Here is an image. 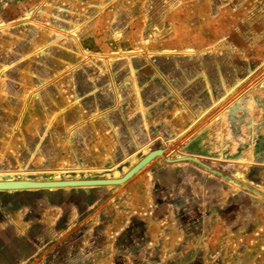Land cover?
Segmentation results:
<instances>
[{
	"label": "rangeland",
	"instance_id": "1",
	"mask_svg": "<svg viewBox=\"0 0 264 264\" xmlns=\"http://www.w3.org/2000/svg\"><path fill=\"white\" fill-rule=\"evenodd\" d=\"M167 60L176 78L184 77V70L189 77H200L201 62L214 67L218 60L229 77L225 91L240 80L239 96H247V90L263 93L264 80L252 85L264 76V0H0V172H7L0 179L51 181L55 171L64 180L124 175L145 155L140 151L144 144H105L109 134L100 126L96 131L90 127L94 137H84L82 131L102 122L105 112L88 115L83 96L94 92L91 83L97 79L118 74L133 82L142 75L141 66L152 70ZM79 84L86 90L80 91ZM126 87L134 90L131 84ZM246 104L253 113L249 118L257 122L254 133L243 121L233 128L224 115L223 128L220 120L206 127L208 144H198L197 138L196 144H149L151 150L168 152V158L196 157L238 182L190 160L156 158L122 183L88 188L103 201L113 194L125 196L115 203L126 222L132 214L154 217L147 242L129 248L124 264H264V196L240 184L264 194V144L248 143L250 135L256 140L264 136V114L252 101ZM189 120L186 115L182 127ZM170 164L185 165L189 169L183 174L198 178L201 173L205 179L200 182L204 196H188L177 206L181 210L195 204L202 210L200 220L174 212L171 219L155 218L148 196L151 173ZM22 170L28 174L17 173ZM171 171L176 176L181 172ZM190 183L187 179L184 186ZM193 183L199 189V182ZM57 189L72 191L76 199H93L92 192L82 191L86 189ZM140 205L144 213L137 210ZM124 223H103L96 235L114 239ZM74 227L69 222L62 236L91 233L87 226ZM103 251L97 246V253Z\"/></svg>",
	"mask_w": 264,
	"mask_h": 264
},
{
	"label": "crops",
	"instance_id": "2",
	"mask_svg": "<svg viewBox=\"0 0 264 264\" xmlns=\"http://www.w3.org/2000/svg\"><path fill=\"white\" fill-rule=\"evenodd\" d=\"M203 51L205 50L199 52ZM200 66L204 69L203 75L197 78L187 76L185 70L184 77L171 76V60H167L152 66V70L141 66L142 75L133 78V82L125 81L118 74L116 77L103 78L99 82L97 79L91 83V86H95L92 94H81L84 97L83 108L88 115H98L101 112L105 114L102 122H94L87 130L82 131L84 137H94L96 132L93 134L90 127L93 126L96 131L100 126L104 127V134H109L105 144H112L113 141L125 145L144 144L140 151L146 146L151 151L149 144H196L193 140L196 138L199 139L198 144H208L209 141L203 139L206 127L220 120L218 125L223 128L221 118L224 115L228 116L233 128L243 121L247 131L254 133L257 122L249 118L253 117V113L248 112L246 102L252 101L254 109L257 104L264 114V90L259 94L247 90V96L241 97L240 92L235 91L240 80L236 81V86L232 85L225 91V82L229 77L224 76L222 62L216 60L214 67L208 62H201ZM152 72L158 76L152 75ZM263 80L264 76L258 78L252 87ZM129 84L134 86V93L132 88L130 91L127 89ZM89 85L88 83V88ZM79 88L80 91L86 90L85 84H79ZM173 111L174 118L171 119ZM186 115L191 120L186 127H182ZM204 117H208L206 121L192 130L197 121ZM173 125L178 133L173 132ZM197 133L199 134L196 135ZM176 138L180 140L177 142ZM248 143L264 144V136L257 137L256 140L250 135ZM162 152L168 158V152ZM260 156L264 157L263 154ZM156 158L164 157L155 156L145 166ZM179 165L181 164H170L152 171L153 183L148 196L153 203V214L155 218L165 216L171 219V212L183 213L200 220L202 210L195 204L185 205L181 210L177 206L184 203L183 199L188 196H204L202 191L205 185L200 182L205 179L198 172V178L193 174H183L182 170L187 171L189 167ZM171 169L181 172L176 176L171 174ZM187 179H191L188 188L184 186ZM194 181L199 182V189L192 188ZM171 183L174 186L172 188ZM79 189L75 190L81 192ZM126 190L127 193L132 191L128 188ZM82 191L92 192L93 199H76V195L71 194L72 191L57 188L0 191V264H124L129 248H140L139 246L147 242L149 233L154 229V217L132 214L126 222L124 220L127 216L122 213L123 210L116 209L118 205L115 203L125 196L120 194L117 199L113 194L103 201L98 199L97 192L92 189ZM137 208L144 213L142 205ZM69 222L75 223L74 228L77 229L80 225L91 228L90 235L76 237L70 232L62 236L63 229ZM103 223L124 224L117 237L107 239L96 235ZM97 246H103L102 254L96 252ZM80 249L85 252L81 254Z\"/></svg>",
	"mask_w": 264,
	"mask_h": 264
},
{
	"label": "bare ground",
	"instance_id": "3",
	"mask_svg": "<svg viewBox=\"0 0 264 264\" xmlns=\"http://www.w3.org/2000/svg\"><path fill=\"white\" fill-rule=\"evenodd\" d=\"M27 19V18H26ZM154 32H157L156 30L154 31ZM152 37V36H151ZM145 41V40H144ZM146 42H148V40L146 41ZM150 53V52H149ZM153 53H155V52H153ZM158 53V52H157ZM161 53H171V54H174L175 52L174 51H162ZM185 53L186 54H193V53H195V51L194 50H187V51H185ZM141 151L142 152H144V156L140 159V160H138V162H137V164L138 163H140L141 162V160H143L144 159V161L140 164V166L134 171V172H136L137 170H139L140 168H142L144 165H146L153 157H155V156H157V155H160V156H162V157H164V160H166V161H169V162H171V158H167V157H165L164 156V154H163V152H162V150H151V151H148V148H147V146L146 147H143L142 149H141ZM146 158V159H145ZM178 158H181V159H177L176 161H183V160H188V159H192V158H194V159H197V158H195V157H193V156H190V155H183V156H181V157H178ZM198 160V159H197ZM176 161H173V162H176ZM200 161V160H199ZM136 164V165H137ZM130 171V170H129ZM128 171V172H129ZM56 172V175H55V179L54 180H51V181H56V182H61V181H67V182H70V181H76V182H80L81 180H97V179H71V180H68V179H66V180H64V179H61L60 178V171H55ZM133 172V173H134ZM12 173H16V172H9L8 174H12ZM17 173H25V174H28V173H26V171L24 172L23 170L22 171H17ZM3 174H7V172H0V175H3ZM125 174H127V172L125 173ZM124 174V175H125ZM124 175H122V176H115V177H109V178H103V179H106L107 180V183L108 184H106V185H115V184H119V183H122L123 182V180H126L127 178H125V179H122L123 177H124ZM130 176H132V174L130 175ZM13 178V177H12ZM22 179V178H21ZM108 180H112V181H108ZM115 180H118V182H114ZM4 181H9V180H1L0 179V182H4ZM13 181H16V180H10L9 182H13ZM17 181H22V182H20V183H25V184H27V183H29V182H40V181H50V180H32V179H25V180H17ZM50 181V182H51ZM110 183V184H109ZM9 184H15V183H9ZM95 184H81V185H78V186H70L69 184H63L62 182L60 183V184H49V187H48V189H54V188H80V189H88V188H92V189H94L93 188V186H94ZM98 186H103V185H98ZM248 186V185H247ZM95 187H97V186H95ZM32 189H38V188H32ZM5 190H11V188L10 189H5ZM28 196V195H27ZM22 200V199H21Z\"/></svg>",
	"mask_w": 264,
	"mask_h": 264
},
{
	"label": "water",
	"instance_id": "4",
	"mask_svg": "<svg viewBox=\"0 0 264 264\" xmlns=\"http://www.w3.org/2000/svg\"><path fill=\"white\" fill-rule=\"evenodd\" d=\"M146 159V158H145ZM171 162L173 161H176L177 159H181V158H171ZM192 162H195L205 168H207L208 170H211L212 172H215L223 177H225L226 179L228 180H232L234 182H238L236 181L235 179H232L229 175L213 168L212 166L208 165L207 163H205L204 161H199L197 159H188ZM144 161L141 160L140 163H138L137 165H135L133 168H131V170L129 172H127V174L124 175V177L122 179H125L127 178L128 176H130L131 174H133V172L140 166V164ZM108 181H112V180H108ZM22 181H13V182H9V181H4V182H0V190H5V189H10L11 190H16V189H32V188H48L49 187V184H60L61 182L63 184H69L70 186H78V185H81V184H95L93 187L95 186H98V185H106L108 184L107 183V180L106 179H97V180H81L80 182H76V181H70V182H67V181H61L60 183L59 182H56V181H40V182H29L27 184H23V183H20ZM114 182H118V180H115ZM9 183H15V184H9ZM110 184V183H109ZM243 187H245L246 189L250 190V191H254V193L256 194H259L261 196H264L263 193H261L260 191H258L257 189H255L254 187L252 188L251 186H247L246 184L244 183H240Z\"/></svg>",
	"mask_w": 264,
	"mask_h": 264
}]
</instances>
